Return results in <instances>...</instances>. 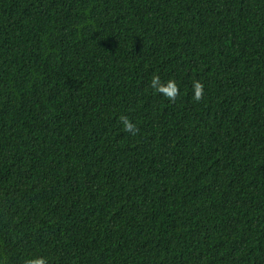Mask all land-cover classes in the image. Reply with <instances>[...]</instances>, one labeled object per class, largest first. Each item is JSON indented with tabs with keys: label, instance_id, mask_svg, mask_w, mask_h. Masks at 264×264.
I'll return each instance as SVG.
<instances>
[{
	"label": "trees",
	"instance_id": "trees-1",
	"mask_svg": "<svg viewBox=\"0 0 264 264\" xmlns=\"http://www.w3.org/2000/svg\"><path fill=\"white\" fill-rule=\"evenodd\" d=\"M41 257L264 264V0H0V264Z\"/></svg>",
	"mask_w": 264,
	"mask_h": 264
},
{
	"label": "clouds",
	"instance_id": "clouds-1",
	"mask_svg": "<svg viewBox=\"0 0 264 264\" xmlns=\"http://www.w3.org/2000/svg\"><path fill=\"white\" fill-rule=\"evenodd\" d=\"M152 89L159 94H163L170 101H175L180 94V88L175 80H168L166 85L161 82L159 75L154 74L151 80ZM194 95L193 99L199 102L204 96V85L200 81L193 82ZM123 124L124 130L135 135L138 133L139 129L136 125L128 119L126 116L120 117ZM28 264H47V260L44 257L33 259L28 261Z\"/></svg>",
	"mask_w": 264,
	"mask_h": 264
}]
</instances>
